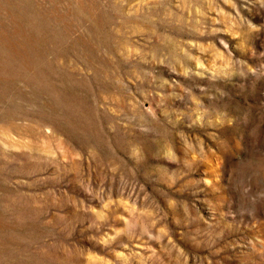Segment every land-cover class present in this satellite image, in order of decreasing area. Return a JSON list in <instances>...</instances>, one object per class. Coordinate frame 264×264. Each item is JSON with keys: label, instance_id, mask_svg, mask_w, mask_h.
<instances>
[{"label": "rangeland", "instance_id": "obj_1", "mask_svg": "<svg viewBox=\"0 0 264 264\" xmlns=\"http://www.w3.org/2000/svg\"><path fill=\"white\" fill-rule=\"evenodd\" d=\"M0 264H264V0H0Z\"/></svg>", "mask_w": 264, "mask_h": 264}]
</instances>
